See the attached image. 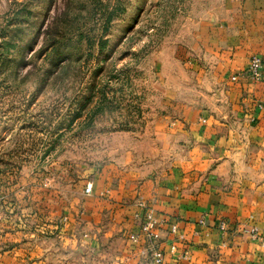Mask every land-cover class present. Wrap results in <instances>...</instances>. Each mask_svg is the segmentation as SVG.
<instances>
[{
  "label": "rangeland",
  "instance_id": "374dc122",
  "mask_svg": "<svg viewBox=\"0 0 264 264\" xmlns=\"http://www.w3.org/2000/svg\"><path fill=\"white\" fill-rule=\"evenodd\" d=\"M231 1L0 0V264L58 243L109 174L150 210L145 182L174 169L169 130L198 99L185 63Z\"/></svg>",
  "mask_w": 264,
  "mask_h": 264
},
{
  "label": "crops",
  "instance_id": "0c3cea01",
  "mask_svg": "<svg viewBox=\"0 0 264 264\" xmlns=\"http://www.w3.org/2000/svg\"><path fill=\"white\" fill-rule=\"evenodd\" d=\"M226 7L203 29L207 33L185 63L198 99L169 130L180 144L174 169L144 186L153 190L143 202L157 218L178 224L184 236L173 235L169 225L158 232L164 264H264V68L259 82L232 80L253 57L264 63V0H234ZM109 179L108 188L99 182L86 196V215L68 224L58 243L32 237L30 264H150L151 244L136 217L143 213L133 209L126 181L120 179L115 191ZM222 222L226 232L219 229ZM251 227L262 239L245 232ZM131 234L139 240L131 241ZM21 255L13 248L11 264H21Z\"/></svg>",
  "mask_w": 264,
  "mask_h": 264
},
{
  "label": "built area",
  "instance_id": "2783aa9c",
  "mask_svg": "<svg viewBox=\"0 0 264 264\" xmlns=\"http://www.w3.org/2000/svg\"><path fill=\"white\" fill-rule=\"evenodd\" d=\"M263 68L264 63L261 57L255 56L251 59L249 66L241 73L232 77L233 81H237L239 78H247L252 81L259 82L263 79ZM91 188L87 189V193L91 192ZM137 217H141L137 215ZM170 226V232L177 236L179 239L183 240L184 236L179 233L178 224H170L166 219H159L154 214L153 210H147L142 215V234L150 242H152V260L150 264H164V252L160 246L154 244L158 240V231H160L165 226ZM221 232H226L228 230V225L226 222H222L219 226ZM245 232L253 239H262L261 234L257 227H251L246 229ZM139 235L132 234L130 236L131 241H138ZM175 246L172 250H175ZM184 259H187V255H184Z\"/></svg>",
  "mask_w": 264,
  "mask_h": 264
}]
</instances>
